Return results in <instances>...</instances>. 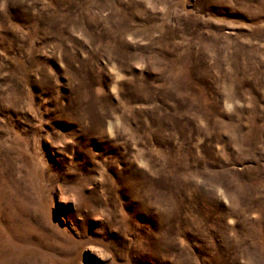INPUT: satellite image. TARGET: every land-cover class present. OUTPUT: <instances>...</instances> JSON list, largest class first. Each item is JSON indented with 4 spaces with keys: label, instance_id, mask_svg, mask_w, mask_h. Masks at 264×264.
Here are the masks:
<instances>
[{
    "label": "rangeland",
    "instance_id": "374dc122",
    "mask_svg": "<svg viewBox=\"0 0 264 264\" xmlns=\"http://www.w3.org/2000/svg\"><path fill=\"white\" fill-rule=\"evenodd\" d=\"M0 264H264V0H0Z\"/></svg>",
    "mask_w": 264,
    "mask_h": 264
}]
</instances>
